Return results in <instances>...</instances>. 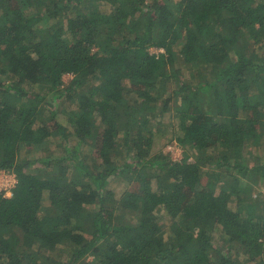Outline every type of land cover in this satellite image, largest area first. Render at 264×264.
Returning <instances> with one entry per match:
<instances>
[{
  "label": "trees",
  "instance_id": "16d2710c",
  "mask_svg": "<svg viewBox=\"0 0 264 264\" xmlns=\"http://www.w3.org/2000/svg\"><path fill=\"white\" fill-rule=\"evenodd\" d=\"M263 151L264 0H0V264H264Z\"/></svg>",
  "mask_w": 264,
  "mask_h": 264
},
{
  "label": "rangeland",
  "instance_id": "374dc122",
  "mask_svg": "<svg viewBox=\"0 0 264 264\" xmlns=\"http://www.w3.org/2000/svg\"><path fill=\"white\" fill-rule=\"evenodd\" d=\"M151 52L160 53L162 51L152 49ZM64 80H65V82H68L71 80V78L66 77ZM65 105H66V103H65ZM165 151L169 152L171 154V157L174 160H181L183 157L182 149L179 146H177L176 144L168 147ZM263 153H264V151H263ZM15 184H16V179H15L14 175L8 174L6 172H0V192L5 191L7 194V197H11V195H12L11 190L14 188ZM119 186L120 185H118V183H115V184H113V189L118 190L120 188ZM262 192L264 194V190H262Z\"/></svg>",
  "mask_w": 264,
  "mask_h": 264
}]
</instances>
